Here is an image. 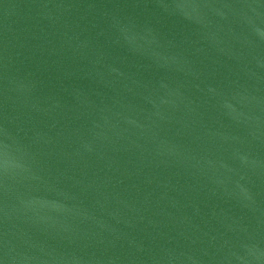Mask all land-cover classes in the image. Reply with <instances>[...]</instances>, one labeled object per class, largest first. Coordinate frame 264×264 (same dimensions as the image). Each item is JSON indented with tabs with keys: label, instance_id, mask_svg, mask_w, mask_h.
Masks as SVG:
<instances>
[{
	"label": "water",
	"instance_id": "obj_1",
	"mask_svg": "<svg viewBox=\"0 0 264 264\" xmlns=\"http://www.w3.org/2000/svg\"><path fill=\"white\" fill-rule=\"evenodd\" d=\"M0 264H264V0H0Z\"/></svg>",
	"mask_w": 264,
	"mask_h": 264
}]
</instances>
